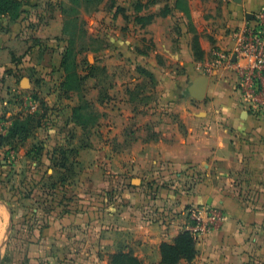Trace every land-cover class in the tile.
I'll use <instances>...</instances> for the list:
<instances>
[{
	"label": "crops",
	"instance_id": "obj_1",
	"mask_svg": "<svg viewBox=\"0 0 264 264\" xmlns=\"http://www.w3.org/2000/svg\"><path fill=\"white\" fill-rule=\"evenodd\" d=\"M201 2L189 0L192 20L178 8L144 25L132 20L140 33L133 77L107 83L110 100L87 132L72 118L82 97L62 88L65 45L57 66L26 60L18 76L26 56L14 50L32 27L0 16V167L9 177L3 184L0 176V264H111L120 251L160 264V244L172 243L201 204L224 218L178 264H264V106L257 115L245 109L233 71L214 55L233 49L264 0H223L218 14ZM31 41L41 46L40 35ZM120 55L105 59L116 64ZM198 75L207 77L202 100L188 92ZM86 81L97 99L96 77ZM28 115L41 119L30 135L1 141ZM60 149L65 167L53 160Z\"/></svg>",
	"mask_w": 264,
	"mask_h": 264
},
{
	"label": "rangeland",
	"instance_id": "obj_2",
	"mask_svg": "<svg viewBox=\"0 0 264 264\" xmlns=\"http://www.w3.org/2000/svg\"><path fill=\"white\" fill-rule=\"evenodd\" d=\"M23 1V8L24 6L29 5L27 14L23 17L22 12L17 19L21 17V20H24L23 24L29 25L32 27V29L30 33H27L28 36H25L24 38L26 43L22 44L19 42L17 49L14 50L16 57L23 56L25 58L26 56L25 59H21V66L18 76L26 73V60H29V62L32 64H36V66L39 68L40 66H44V68L49 69L57 66L58 59L60 57V51L62 50L63 45L66 44L67 39H70L72 40L74 51L79 53L77 55L78 62L82 68L84 67L82 60H85L88 64L89 62L93 64L96 63L99 68L102 66L111 67V72L114 76L105 74V71L99 70L97 71V78L99 81L104 84L110 83L112 81L114 82V79H121L129 82V79L133 77L130 69L136 64L133 50L134 44L140 41V33L138 32L137 27L132 24V20H134L136 15L168 13L176 16L173 9L178 8L181 13H184L188 20H192V15L188 9L189 0ZM201 1V3H203L201 5L203 9H206L204 3L211 1L210 11L211 13L214 11L215 14L220 12L221 5L223 3V0ZM113 5L123 8V11L118 14H114ZM134 8H139V11H135ZM166 8H170V10ZM208 14L210 13L208 12ZM124 15L126 16L125 18L123 17ZM9 17L10 15L8 14L3 18L7 21H14L9 19ZM0 19H2V17H0ZM61 24L62 33L60 32ZM39 28L41 33L38 34L36 31ZM193 31L195 32L194 27ZM39 35L41 38V46L38 48V46L35 45V42L31 41V38L33 36L39 37ZM110 40H112V42ZM197 40L198 37L195 38L194 42L195 45L198 46ZM127 44L131 46L132 49L130 47L129 49ZM88 47L97 48L99 51L97 53L91 51L84 53L83 51ZM113 47L115 50L121 53V55H123V58H121L122 56L120 55V57L118 56L115 61L117 62L116 64H109L105 59V55L111 50L114 51ZM27 48L30 49L28 53L26 52ZM196 55L199 54L196 53ZM8 83L9 80L5 81L4 84ZM85 84H87V87L84 88L85 91L83 92H86V99L89 100L88 104L90 109L87 108L84 111L89 112L90 110L92 112H99V114H102L98 105L99 103L96 101L95 91L94 89H91L92 81H86ZM115 99H117L116 96ZM101 104L102 103H100V105ZM21 107L23 110L30 108L28 104H22ZM112 114L113 116L115 115V113ZM99 118L100 116L97 118V121ZM88 119L90 126V123L93 121V115L90 112ZM0 176H3L2 181L3 184H5L6 179L9 178L7 177L5 168L0 167Z\"/></svg>",
	"mask_w": 264,
	"mask_h": 264
},
{
	"label": "trees",
	"instance_id": "obj_3",
	"mask_svg": "<svg viewBox=\"0 0 264 264\" xmlns=\"http://www.w3.org/2000/svg\"><path fill=\"white\" fill-rule=\"evenodd\" d=\"M23 0H0V16L10 15L9 19L16 20L20 14L23 12ZM167 7V6H165ZM170 10V8H166ZM113 10L115 14H118L123 11V8L113 5ZM135 11H139V8H134ZM162 16L167 15L165 13H160ZM126 17L125 15L123 16ZM154 14H138L134 17L135 22H139L142 25L149 23ZM194 44L195 54L198 53V58L200 57V49L197 45ZM99 51L97 48H86L83 52ZM79 53L75 52L73 49L72 40L67 39L65 44V50L63 52L60 67L63 69L65 76L64 81L62 82V88L65 91V94L68 95L72 92H77V94L82 97L81 103L77 106L72 107V118L73 120L82 127L83 131L87 132L92 127L96 126L97 118L102 114L99 112L90 113L93 115V121L89 126L88 116L89 112H85V109H90L88 101L84 95V85L87 77H96L98 84L100 85L99 92L97 95L96 101L98 103H103L108 100L110 96L107 94V84L102 83L97 78V71H104V67H98L97 65L88 64L85 60H82L84 64V70L79 65L78 55ZM80 67V68H79ZM80 70L85 71V74H81ZM81 93V94H80ZM83 101V103H82ZM45 115V114H44ZM44 115L42 117L44 118ZM41 119H37L33 117V115L26 116L23 120H16L10 130L8 131V135L5 138H1V141L5 140L6 142L13 140L18 137L20 139L26 138L31 134L32 129L35 126H39ZM56 165L65 167V152L63 150H58V156H54L53 158ZM161 261L160 264H178L181 260L190 261L194 258L196 254L195 241L188 230H183L180 232L172 243L162 242L159 246ZM110 263L111 264H142V261L135 256L131 251H120L110 255Z\"/></svg>",
	"mask_w": 264,
	"mask_h": 264
},
{
	"label": "built area",
	"instance_id": "obj_4",
	"mask_svg": "<svg viewBox=\"0 0 264 264\" xmlns=\"http://www.w3.org/2000/svg\"><path fill=\"white\" fill-rule=\"evenodd\" d=\"M214 55L233 71L245 109L259 114L264 106V99L260 98V93H264V7L236 32L232 50L215 51ZM189 211L191 221L185 230L195 242L215 230L224 218L221 209L207 204L192 206Z\"/></svg>",
	"mask_w": 264,
	"mask_h": 264
},
{
	"label": "water",
	"instance_id": "obj_5",
	"mask_svg": "<svg viewBox=\"0 0 264 264\" xmlns=\"http://www.w3.org/2000/svg\"><path fill=\"white\" fill-rule=\"evenodd\" d=\"M239 2L240 0H234ZM249 19V17H247ZM207 77L205 75H198L193 80H191L188 86V92L191 97L202 100L205 97L206 92Z\"/></svg>",
	"mask_w": 264,
	"mask_h": 264
}]
</instances>
